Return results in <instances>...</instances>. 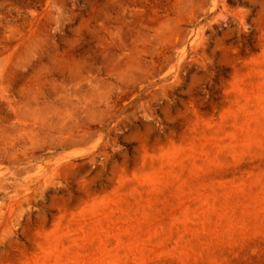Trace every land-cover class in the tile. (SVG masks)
<instances>
[{
	"label": "rangeland",
	"instance_id": "rangeland-1",
	"mask_svg": "<svg viewBox=\"0 0 264 264\" xmlns=\"http://www.w3.org/2000/svg\"><path fill=\"white\" fill-rule=\"evenodd\" d=\"M0 264H264V0H0Z\"/></svg>",
	"mask_w": 264,
	"mask_h": 264
}]
</instances>
